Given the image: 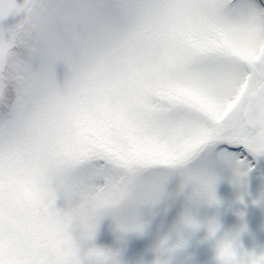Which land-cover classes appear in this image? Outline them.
<instances>
[{"label": "snow or ice", "instance_id": "6c2138e0", "mask_svg": "<svg viewBox=\"0 0 264 264\" xmlns=\"http://www.w3.org/2000/svg\"><path fill=\"white\" fill-rule=\"evenodd\" d=\"M257 172L264 0H0V264H125L177 198L151 264H177L201 227L211 264H264L239 244L246 226L218 236L194 214ZM104 221L115 246L97 243Z\"/></svg>", "mask_w": 264, "mask_h": 264}, {"label": "rangeland", "instance_id": "374dc122", "mask_svg": "<svg viewBox=\"0 0 264 264\" xmlns=\"http://www.w3.org/2000/svg\"><path fill=\"white\" fill-rule=\"evenodd\" d=\"M179 185V179H173L166 187L170 197H174ZM261 193H264V176L257 174L249 177L246 189L234 187L227 180H222L216 188L219 206L199 205L194 214L201 224H207L213 218H217L222 231L239 232L246 226V231L239 236L240 246L247 251H255L257 254L264 251V206L257 205ZM183 207V201L179 198L163 201L157 208L151 210L153 216L149 230L145 236H130L124 244L125 264H136L138 258L151 264L153 259L150 249L155 246L159 238L173 230L175 215ZM189 244L184 255H190L194 264H211L214 257V242L209 240L206 228L201 227L197 231L188 230L184 233ZM98 244L115 246L117 244L113 226L109 221H104L100 227L97 240ZM184 255L177 258V264H181Z\"/></svg>", "mask_w": 264, "mask_h": 264}, {"label": "clouds", "instance_id": "9594fccd", "mask_svg": "<svg viewBox=\"0 0 264 264\" xmlns=\"http://www.w3.org/2000/svg\"><path fill=\"white\" fill-rule=\"evenodd\" d=\"M222 251H224L230 257H235V251L227 245L222 248Z\"/></svg>", "mask_w": 264, "mask_h": 264}]
</instances>
